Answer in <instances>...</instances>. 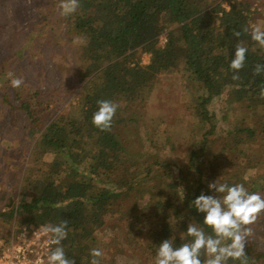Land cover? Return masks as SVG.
<instances>
[{
	"label": "trees",
	"instance_id": "obj_1",
	"mask_svg": "<svg viewBox=\"0 0 264 264\" xmlns=\"http://www.w3.org/2000/svg\"><path fill=\"white\" fill-rule=\"evenodd\" d=\"M224 1L226 6L218 0H79L71 15L58 11L37 15L45 23L65 21L66 42L74 34L86 39L74 63L68 59L70 51L59 42L54 41L53 47L61 59L55 62L60 76L74 73L79 89L72 102L54 115L52 99L32 76L28 62L19 63L28 54L12 61L4 57L0 62L5 75L2 99L12 111L26 113L31 123L22 127L30 151L19 149L13 123L5 125L1 134L9 139L3 146L6 156L18 161L14 178L21 180L20 188L12 186L10 197L6 188L0 190V203L4 195L11 198V205L5 203L2 208L6 209L0 212L4 222L10 223L13 217H20L22 224L56 225L66 220L68 235L61 242L66 256L75 264H90V250L98 248L107 253L99 258L100 264H107L113 247L122 248L117 235L99 240L97 231L110 230L121 220L136 235L143 232L145 216H150V258L144 259L150 263L163 240L175 237L176 247L186 242L180 235L188 223L211 234L203 223L204 214L192 204L201 192L219 195L208 188L210 182L244 184L250 192L264 196V98L260 96L264 71L254 74L257 63L264 66V48L249 34L251 25L264 30V0ZM5 25L0 20V33ZM12 34L15 43L19 36ZM161 34L164 43L159 42ZM238 45L247 52L238 72L240 79L233 80L229 64ZM143 54L149 55L147 63H142ZM9 71L23 78L19 88L10 86ZM175 73L186 78L192 91L183 97L182 111L196 120L187 131L192 141L171 162L156 150L129 152V145L136 144L141 105L159 76ZM222 99L229 111L241 114L220 115L216 104ZM99 100L119 105L109 131L92 123ZM149 140L155 149L153 139ZM171 148H175L173 143ZM26 152L29 164L23 167L20 159ZM50 154L52 160H44ZM256 226L264 227V213L249 227ZM245 252L249 264H264V237L249 238ZM201 259H205L203 254ZM227 264L240 262L230 259Z\"/></svg>",
	"mask_w": 264,
	"mask_h": 264
},
{
	"label": "rangeland",
	"instance_id": "obj_2",
	"mask_svg": "<svg viewBox=\"0 0 264 264\" xmlns=\"http://www.w3.org/2000/svg\"><path fill=\"white\" fill-rule=\"evenodd\" d=\"M218 2H222L226 6V1L218 0ZM59 5L56 0H0V20L4 19L6 21L5 31L0 33V62H2L4 57L12 61V59L19 57L23 53H26V56L28 54L27 58L19 60V63L28 62L29 69L32 70V76L34 79H37L42 91L48 96L49 100L52 99L50 106L54 115L63 110L67 102H72L75 92L79 89V86L75 83L74 73L68 77H61L59 71H57L55 62H61V59L59 58V54H57L59 51H55L53 48L54 41L59 42L64 49L70 51L68 59L72 63L78 61V54L86 42V39L77 34H74L73 38L66 42V36H63L65 33V21H62L63 23L60 24L51 21L45 23V21L37 20L39 13L51 15L55 11L61 12ZM36 24L40 25L41 32L40 29L38 31L36 28ZM12 33H15V37L19 36V39L15 43L12 41L13 38L10 39L11 35H14ZM57 36L61 37L59 41L56 40ZM148 57V54H143L142 63H147ZM19 68L17 66L13 72L16 73ZM4 77V72L0 67V88ZM187 83L188 81L181 76V73L159 76L153 91L140 107L139 112L141 117L135 125L139 129L134 134L136 144L129 145V152L137 154L138 149L151 152L156 150V154L169 162L171 160L175 161L177 155L183 154L187 142L189 143L193 139V137L187 136V131L190 125L196 121L192 117H186L182 112L184 110L183 97H188L192 93L187 87ZM223 100L226 102V99H222L221 103L218 102L216 104L220 115L223 112L224 114L228 112L229 116L233 115V117L241 114L239 110H236L235 113L229 111ZM221 106L223 107V111L219 110ZM178 116H181V119H177ZM12 123L16 127L13 129V136L19 149L30 151V141L23 135L22 128L31 124L26 113L22 114L18 109L12 111L0 94V190L2 187L6 188L8 190L6 195L9 197L13 194V190H11L12 186L17 184V187L20 188L21 185V180L18 179L19 181L17 182L16 177L14 178L16 174L15 165H17L18 161L8 158L3 148V146L9 144V139L1 137L3 127ZM181 132L183 133L180 135ZM149 138L153 139V144L156 145L155 149L150 144ZM32 142L35 141L32 140ZM172 143L175 145V148H171ZM52 157L54 156L51 154L47 155L44 157V160L50 161ZM27 160L28 154L26 152L20 159L23 167L29 164ZM18 192L16 196H18ZM148 192L150 193L151 190L149 189L146 193ZM6 195H4L5 197L0 203V212L6 209L5 207L2 208L5 203L9 202L11 205V198H6ZM147 197L148 195H146ZM16 200L17 198L14 199V202ZM134 209L135 207H132L129 211L132 212ZM118 217L121 219L126 218L121 215ZM149 218L150 216H145V220L142 222L144 225L143 232L136 235L129 232V229L124 227L121 220L117 224L111 222L109 225H115L110 230L107 229L103 232L104 229H100L97 231L96 237L99 240L107 238L112 234L117 235V244L122 248L121 251H118L116 247H113L111 255L105 261L107 264H152L154 262L153 259H151L150 263L144 260L145 258H150L148 252L150 251L152 230ZM19 219L20 217H13L10 219V223H8L4 222L0 217V240L5 241L9 239L13 233L24 225L18 222ZM251 228L253 229V235L249 238L260 240L264 237V227L256 226ZM103 253L102 257L104 258L107 253L106 251H103Z\"/></svg>",
	"mask_w": 264,
	"mask_h": 264
},
{
	"label": "clouds",
	"instance_id": "obj_3",
	"mask_svg": "<svg viewBox=\"0 0 264 264\" xmlns=\"http://www.w3.org/2000/svg\"><path fill=\"white\" fill-rule=\"evenodd\" d=\"M79 0H61L59 8L61 15L68 16L76 12ZM249 32V28L244 29ZM239 36L240 32H234ZM251 39L264 48V30L256 25L250 26ZM247 48L238 45L234 58L229 67L233 70V80H239V70L244 66ZM264 71V66L257 63L254 74L259 75ZM9 84L12 88H19L23 84V78L13 72L7 73ZM264 98V89L260 91ZM98 110L93 113L92 123L101 131L111 129L113 118L119 107L110 100L97 101ZM213 193L219 195H205L203 192L192 204L197 212L203 213V223L211 228V234H206L203 228L193 223H188L186 231L180 235L186 242L178 247L174 246L175 237L160 242L156 248L154 264H227L231 259L240 264H249L245 246L249 237L253 235L250 225L256 223L259 216L264 213V196L259 192H250L244 184L218 183L217 179L208 184ZM41 232L49 237V250L46 254V264H75L73 259L66 256L61 242L67 238V221L59 224H47L41 226ZM191 237V240H187ZM55 245L56 247H52ZM202 254L205 259H201ZM104 253L98 249L90 250V264H100Z\"/></svg>",
	"mask_w": 264,
	"mask_h": 264
},
{
	"label": "built area",
	"instance_id": "obj_4",
	"mask_svg": "<svg viewBox=\"0 0 264 264\" xmlns=\"http://www.w3.org/2000/svg\"><path fill=\"white\" fill-rule=\"evenodd\" d=\"M160 38L161 43L166 41L164 35ZM43 225L45 224H24L8 241L0 240V264H46L49 237L41 232Z\"/></svg>",
	"mask_w": 264,
	"mask_h": 264
}]
</instances>
